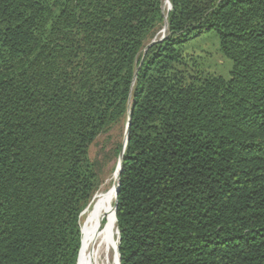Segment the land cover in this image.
<instances>
[{"label":"trees","instance_id":"16d2710c","mask_svg":"<svg viewBox=\"0 0 264 264\" xmlns=\"http://www.w3.org/2000/svg\"><path fill=\"white\" fill-rule=\"evenodd\" d=\"M164 1L0 0V264H78L129 109L121 264H264V0Z\"/></svg>","mask_w":264,"mask_h":264},{"label":"bare ground","instance_id":"6f19581e","mask_svg":"<svg viewBox=\"0 0 264 264\" xmlns=\"http://www.w3.org/2000/svg\"><path fill=\"white\" fill-rule=\"evenodd\" d=\"M169 3L165 2L167 12ZM117 169L104 180L83 214L82 245L78 264H119L117 221L115 213Z\"/></svg>","mask_w":264,"mask_h":264},{"label":"rangeland","instance_id":"374dc122","mask_svg":"<svg viewBox=\"0 0 264 264\" xmlns=\"http://www.w3.org/2000/svg\"><path fill=\"white\" fill-rule=\"evenodd\" d=\"M161 35V33L159 32ZM186 53H195L201 57L202 62L205 66L210 69L217 71L223 75H227L231 68V62L223 56L219 50L218 38L212 33H205L201 37L196 38L185 46ZM123 128L114 129L110 137L108 135H103L94 142L90 149V156L94 159H101L104 161V172L103 183L111 179L114 171L117 168L119 162V156L115 153V148L117 143L124 141L125 131L123 134ZM106 179V180H105ZM105 180V181H104ZM102 183V184H103ZM83 215L81 217V222H83ZM117 230V237H118Z\"/></svg>","mask_w":264,"mask_h":264},{"label":"water","instance_id":"95a60500","mask_svg":"<svg viewBox=\"0 0 264 264\" xmlns=\"http://www.w3.org/2000/svg\"><path fill=\"white\" fill-rule=\"evenodd\" d=\"M166 1L169 3L168 11H170L171 8H172V4H171L170 0H165L164 1L163 9L165 7V2ZM167 30H168V21H167V18H166L165 25H164L163 29L160 31L161 37L158 39L157 36H156L148 44V46H150L151 44H153V43H155L157 41L163 40L166 37V35H167ZM148 46H147V48H148ZM136 76H137V72L135 73V78H136ZM131 118H132V110L129 109L128 122H127V125H126L125 137H124V141H123V150H122V152L119 155V162H118V165H117V168H116L117 169V176H118L117 177L118 181H117V186H116V201H115V213H116V215H117V208H118V192H119V188H120V174H121V170H122V166H123L124 152H125V148H126L127 143H128V138H129ZM86 209L83 211L82 215L84 214ZM116 221H117V217H116ZM81 232H82V228H81ZM118 233H119V231H118ZM119 243H120V235L118 234L117 254H118L119 264H121V258H120V253H119ZM81 244H82V240H81ZM79 255H80V252H79ZM78 260H79V257H78Z\"/></svg>","mask_w":264,"mask_h":264}]
</instances>
